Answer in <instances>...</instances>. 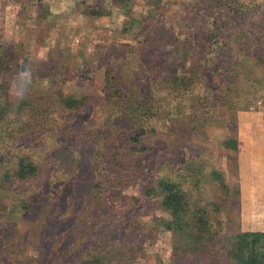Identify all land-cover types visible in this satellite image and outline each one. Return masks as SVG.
<instances>
[{
	"label": "rangeland",
	"instance_id": "1",
	"mask_svg": "<svg viewBox=\"0 0 264 264\" xmlns=\"http://www.w3.org/2000/svg\"><path fill=\"white\" fill-rule=\"evenodd\" d=\"M0 158V264H237L264 231V0H0Z\"/></svg>",
	"mask_w": 264,
	"mask_h": 264
},
{
	"label": "trees",
	"instance_id": "2",
	"mask_svg": "<svg viewBox=\"0 0 264 264\" xmlns=\"http://www.w3.org/2000/svg\"><path fill=\"white\" fill-rule=\"evenodd\" d=\"M1 64H7L3 59ZM73 100L67 101L70 103ZM137 137H132L133 141ZM230 147L236 148L235 143H231ZM1 161V158H0ZM36 172V165L33 161L26 157H18L15 169V175L19 179H27ZM217 178L219 173H215ZM221 181V180H220ZM157 189L164 191V206L170 211L182 212L187 209L188 199L185 193H181L179 188L166 182L163 179L157 180ZM156 192V191H155ZM228 253L237 264H264V231H255L250 233V239L245 236H238L230 242ZM103 260L99 255L93 256L92 259L82 262V264H102ZM104 264H110L109 260H105Z\"/></svg>",
	"mask_w": 264,
	"mask_h": 264
}]
</instances>
